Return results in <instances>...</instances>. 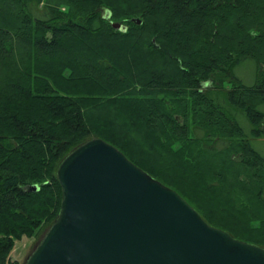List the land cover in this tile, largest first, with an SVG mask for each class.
Listing matches in <instances>:
<instances>
[{"label": "trees", "instance_id": "obj_1", "mask_svg": "<svg viewBox=\"0 0 264 264\" xmlns=\"http://www.w3.org/2000/svg\"><path fill=\"white\" fill-rule=\"evenodd\" d=\"M262 105L264 0H0V264L55 221L59 165L93 137L264 247Z\"/></svg>", "mask_w": 264, "mask_h": 264}, {"label": "water", "instance_id": "obj_2", "mask_svg": "<svg viewBox=\"0 0 264 264\" xmlns=\"http://www.w3.org/2000/svg\"><path fill=\"white\" fill-rule=\"evenodd\" d=\"M57 175L60 212L25 264H264L263 246L210 224L104 138L76 147Z\"/></svg>", "mask_w": 264, "mask_h": 264}, {"label": "rangeland", "instance_id": "obj_3", "mask_svg": "<svg viewBox=\"0 0 264 264\" xmlns=\"http://www.w3.org/2000/svg\"><path fill=\"white\" fill-rule=\"evenodd\" d=\"M63 10H68L67 6H62ZM107 10V7L104 8L103 13L105 14ZM140 18V17H139ZM116 20H121V17H114ZM125 22V21H124ZM128 24V23H125ZM131 27V24H130ZM129 27V29H130ZM128 29V30H129ZM256 66L253 61H248L243 65H240L238 67L237 73L238 75L247 83H252L256 78ZM262 109H264V105H262ZM195 132L198 136H204V133L201 131V129H196ZM225 137V136H223ZM218 140V138L216 137ZM221 146V144H220ZM148 172V171H147ZM192 172V171H189ZM150 173V172H149ZM152 176H154L156 179L160 180L162 179L156 177L154 174L150 173ZM164 183V182H163ZM166 184V183H164ZM167 185V184H166ZM182 185V184H181ZM169 186V185H168ZM183 186V185H182ZM171 187V186H170ZM173 188V187H172ZM175 189V188H174ZM176 190V189H175ZM178 191V190H177ZM179 192V191H178ZM180 193V192H179ZM181 194V193H180ZM182 195V194H181ZM183 196V195H182ZM184 197V196H183ZM185 198V197H184ZM188 200V199H187ZM199 211V210H198ZM50 224L48 223H42L38 229L34 232L31 236H24L23 238L17 240L16 246L13 249L12 252V258L19 260L21 264H25L28 256L32 253V251L35 249L38 242L42 239L43 235L49 228Z\"/></svg>", "mask_w": 264, "mask_h": 264}]
</instances>
